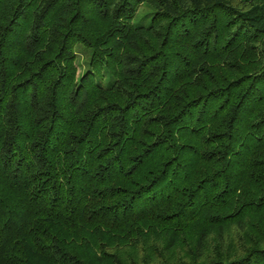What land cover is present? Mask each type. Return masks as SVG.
I'll return each instance as SVG.
<instances>
[{"label": "trees", "instance_id": "obj_1", "mask_svg": "<svg viewBox=\"0 0 264 264\" xmlns=\"http://www.w3.org/2000/svg\"><path fill=\"white\" fill-rule=\"evenodd\" d=\"M0 264H264V0H0Z\"/></svg>", "mask_w": 264, "mask_h": 264}, {"label": "rangeland", "instance_id": "obj_2", "mask_svg": "<svg viewBox=\"0 0 264 264\" xmlns=\"http://www.w3.org/2000/svg\"><path fill=\"white\" fill-rule=\"evenodd\" d=\"M149 21L150 15H143L141 12L134 18V23L147 24Z\"/></svg>", "mask_w": 264, "mask_h": 264}]
</instances>
